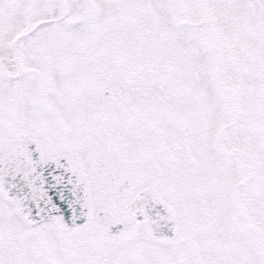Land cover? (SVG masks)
I'll return each instance as SVG.
<instances>
[{
    "label": "snow or ice",
    "instance_id": "obj_1",
    "mask_svg": "<svg viewBox=\"0 0 264 264\" xmlns=\"http://www.w3.org/2000/svg\"><path fill=\"white\" fill-rule=\"evenodd\" d=\"M0 264H264V0H0Z\"/></svg>",
    "mask_w": 264,
    "mask_h": 264
}]
</instances>
